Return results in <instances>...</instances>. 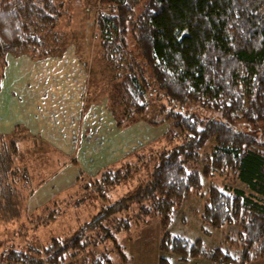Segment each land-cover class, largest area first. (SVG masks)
Returning a JSON list of instances; mask_svg holds the SVG:
<instances>
[{
    "label": "rangeland",
    "instance_id": "1",
    "mask_svg": "<svg viewBox=\"0 0 264 264\" xmlns=\"http://www.w3.org/2000/svg\"><path fill=\"white\" fill-rule=\"evenodd\" d=\"M36 1L43 5L23 4ZM56 1L59 15L41 33L40 46L18 48L0 62V264H10L14 250L35 257L54 239L82 242L66 252L64 264H90L94 251L106 252L111 264H162V257L168 264H216L163 252L167 232L202 239L207 249L239 253L238 223L212 228L202 218L210 182L245 188L230 172L205 177L203 189L175 208L166 230L154 209L156 199H133L128 210L102 226H87L105 205L94 181L107 170L133 167L105 189L111 204L136 197L148 182L161 155L177 141L172 112H196L206 122L221 117L195 101L175 108L151 79L144 89L147 108L138 111L123 90L125 69L102 45L100 1ZM237 125L264 140V122L252 129ZM215 146L209 139L192 167L202 170Z\"/></svg>",
    "mask_w": 264,
    "mask_h": 264
},
{
    "label": "trees",
    "instance_id": "2",
    "mask_svg": "<svg viewBox=\"0 0 264 264\" xmlns=\"http://www.w3.org/2000/svg\"><path fill=\"white\" fill-rule=\"evenodd\" d=\"M25 1L0 0V62L18 48H38L41 33L59 15L56 0H42V6ZM99 1L102 45L110 60L125 69L123 90L138 111L147 108L144 89L151 79L175 108L184 109L195 101L221 119L206 122L196 112H172L178 120L177 141L161 155L148 182L136 197L111 204L105 189L119 183L133 167L128 163V171L107 170L94 181L105 205L87 226H102L128 210L134 200L156 199L154 209L166 230L175 208L203 189L205 177L230 172L245 188L210 182L202 218L212 228L238 223L241 231L234 242L241 251L207 249L202 239L168 232L160 249L184 261L202 257L216 264H251L264 259V140L237 125L241 121L252 129L264 122V0ZM211 138L216 141L215 151L202 170L193 168L198 150ZM80 242L54 239L35 257L14 250L10 264H64L66 252L81 247ZM161 259L162 264L169 263ZM89 263L111 264V257L94 251Z\"/></svg>",
    "mask_w": 264,
    "mask_h": 264
}]
</instances>
